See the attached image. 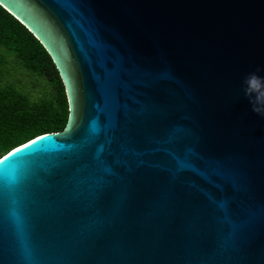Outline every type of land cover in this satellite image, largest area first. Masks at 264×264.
<instances>
[{
    "label": "water",
    "instance_id": "1",
    "mask_svg": "<svg viewBox=\"0 0 264 264\" xmlns=\"http://www.w3.org/2000/svg\"><path fill=\"white\" fill-rule=\"evenodd\" d=\"M0 5L69 107L1 155L0 241H264V114L243 91L264 0ZM0 264H264V242H0Z\"/></svg>",
    "mask_w": 264,
    "mask_h": 264
},
{
    "label": "trees",
    "instance_id": "2",
    "mask_svg": "<svg viewBox=\"0 0 264 264\" xmlns=\"http://www.w3.org/2000/svg\"><path fill=\"white\" fill-rule=\"evenodd\" d=\"M68 114L53 59L0 5V157L37 135L63 130Z\"/></svg>",
    "mask_w": 264,
    "mask_h": 264
},
{
    "label": "clouds",
    "instance_id": "3",
    "mask_svg": "<svg viewBox=\"0 0 264 264\" xmlns=\"http://www.w3.org/2000/svg\"><path fill=\"white\" fill-rule=\"evenodd\" d=\"M264 84V77L258 76L255 72L249 73L244 79V94L250 99V102H255L259 106L254 107V111L264 114V90H259L258 85ZM256 93L255 97L253 94Z\"/></svg>",
    "mask_w": 264,
    "mask_h": 264
},
{
    "label": "rangeland",
    "instance_id": "4",
    "mask_svg": "<svg viewBox=\"0 0 264 264\" xmlns=\"http://www.w3.org/2000/svg\"><path fill=\"white\" fill-rule=\"evenodd\" d=\"M20 146V145H19ZM18 147V146H17ZM9 153V152H8Z\"/></svg>",
    "mask_w": 264,
    "mask_h": 264
}]
</instances>
